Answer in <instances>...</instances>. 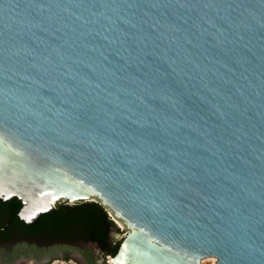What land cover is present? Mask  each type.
Returning <instances> with one entry per match:
<instances>
[{
    "label": "water",
    "instance_id": "obj_1",
    "mask_svg": "<svg viewBox=\"0 0 264 264\" xmlns=\"http://www.w3.org/2000/svg\"><path fill=\"white\" fill-rule=\"evenodd\" d=\"M14 196L98 201L112 264H264V0H0Z\"/></svg>",
    "mask_w": 264,
    "mask_h": 264
},
{
    "label": "trees",
    "instance_id": "obj_2",
    "mask_svg": "<svg viewBox=\"0 0 264 264\" xmlns=\"http://www.w3.org/2000/svg\"><path fill=\"white\" fill-rule=\"evenodd\" d=\"M3 201L14 208V211L20 205V200L15 196ZM19 226L27 233L35 229L43 230L51 241H63L68 248L77 244H89V249L85 252L89 255V264L93 263L92 254L96 248L104 256H113L122 239L112 236L113 232L119 234L121 230L109 215L108 209L98 201L74 204L58 202L54 209L41 213L36 221H19ZM3 238L8 239L5 234Z\"/></svg>",
    "mask_w": 264,
    "mask_h": 264
},
{
    "label": "flooded vegetation",
    "instance_id": "obj_3",
    "mask_svg": "<svg viewBox=\"0 0 264 264\" xmlns=\"http://www.w3.org/2000/svg\"><path fill=\"white\" fill-rule=\"evenodd\" d=\"M3 200H0V264H15L27 260L39 262L58 256L65 257L72 255L69 254V250L73 248H76L78 253L84 256L83 264H89V255L85 253L89 246L84 248L82 244H77L68 248L63 241H51L43 230L35 229L28 233L25 232L19 226V221L25 222L19 216L22 203L20 202L19 207L14 211V208L5 204ZM4 234L8 239L3 238ZM94 256L93 251L92 261H95Z\"/></svg>",
    "mask_w": 264,
    "mask_h": 264
},
{
    "label": "rangeland",
    "instance_id": "obj_4",
    "mask_svg": "<svg viewBox=\"0 0 264 264\" xmlns=\"http://www.w3.org/2000/svg\"><path fill=\"white\" fill-rule=\"evenodd\" d=\"M110 215V214H109ZM112 218V216H111ZM116 225L120 228L121 233L117 234L116 237H123V235L127 232L126 227L123 225V223L119 220H114ZM82 246L85 248L87 246H90L89 244H82ZM60 251V250H59ZM69 254L65 257H54L50 260H44L39 262H34L32 260H27L25 262H18L15 264H83L85 262L84 256L80 255L76 248H73L72 250H69ZM95 253V259L98 258V261H93L92 264H112L110 261V255L104 256L103 253L100 250H97V248L94 250ZM216 258L214 257H204L200 260L199 264H214Z\"/></svg>",
    "mask_w": 264,
    "mask_h": 264
}]
</instances>
